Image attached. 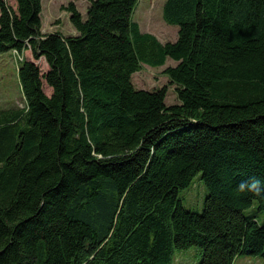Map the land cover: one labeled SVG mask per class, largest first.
<instances>
[{
    "label": "trees",
    "instance_id": "16d2710c",
    "mask_svg": "<svg viewBox=\"0 0 264 264\" xmlns=\"http://www.w3.org/2000/svg\"><path fill=\"white\" fill-rule=\"evenodd\" d=\"M42 1L0 0L26 100L0 110V264H173L193 246L199 264L264 258V224L243 214L264 210V0H166L167 43L134 21L139 0L63 6L74 36L42 33ZM168 59L172 106L133 83ZM199 173L201 214L179 198Z\"/></svg>",
    "mask_w": 264,
    "mask_h": 264
},
{
    "label": "rangeland",
    "instance_id": "374dc122",
    "mask_svg": "<svg viewBox=\"0 0 264 264\" xmlns=\"http://www.w3.org/2000/svg\"><path fill=\"white\" fill-rule=\"evenodd\" d=\"M43 34L62 32L69 35L75 33L74 27L69 21L70 17L63 6L75 3L77 9L85 16L90 0H44ZM166 0H139L138 7L133 17L142 32L155 36L160 42H175L178 39L179 28L168 24L163 16V7ZM25 57L35 61L30 51L25 52ZM22 57L13 51L0 53V110H18L26 107V100L18 81V69ZM40 64L39 60L36 61ZM178 63L168 59L163 67L153 68L143 65L141 71L133 75V83L136 88L153 91L166 88V105L172 106L180 103L177 94V85L164 74L167 67H174ZM207 187L199 173L191 186L181 189L179 198L186 209L202 213L207 197ZM244 216L253 217L260 224H264V210L259 204H254L243 211ZM234 264H264V258L259 255H239ZM202 260V252L193 246L188 249L178 250L173 264H199Z\"/></svg>",
    "mask_w": 264,
    "mask_h": 264
},
{
    "label": "clouds",
    "instance_id": "9594fccd",
    "mask_svg": "<svg viewBox=\"0 0 264 264\" xmlns=\"http://www.w3.org/2000/svg\"><path fill=\"white\" fill-rule=\"evenodd\" d=\"M261 181L259 179H253L251 181H242L241 184L239 185L240 190H244L245 188H254L257 185H259Z\"/></svg>",
    "mask_w": 264,
    "mask_h": 264
},
{
    "label": "crops",
    "instance_id": "0c3cea01",
    "mask_svg": "<svg viewBox=\"0 0 264 264\" xmlns=\"http://www.w3.org/2000/svg\"><path fill=\"white\" fill-rule=\"evenodd\" d=\"M44 0L42 1V13H41V17H42V21H43V12H44ZM69 17H70V14H69ZM70 19V18H69ZM70 21V20H69ZM43 26H44V24H43ZM73 27V26H72ZM75 29V28H74ZM75 31H76V29H75ZM42 32H43V30H42ZM54 32H56V31H54ZM53 32V33H54ZM45 34H47V33H45ZM64 35H66V34H64ZM69 35H72V36H74V35H77V31L75 32V33H73V34H69ZM69 35H67V36H69ZM238 260V258L236 259V261ZM235 261V262H236Z\"/></svg>",
    "mask_w": 264,
    "mask_h": 264
},
{
    "label": "bare ground",
    "instance_id": "6f19581e",
    "mask_svg": "<svg viewBox=\"0 0 264 264\" xmlns=\"http://www.w3.org/2000/svg\"><path fill=\"white\" fill-rule=\"evenodd\" d=\"M180 193V192H179Z\"/></svg>",
    "mask_w": 264,
    "mask_h": 264
}]
</instances>
